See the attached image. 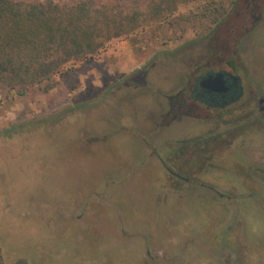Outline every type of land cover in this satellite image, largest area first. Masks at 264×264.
I'll list each match as a JSON object with an SVG mask.
<instances>
[{
    "label": "rangeland",
    "instance_id": "374dc122",
    "mask_svg": "<svg viewBox=\"0 0 264 264\" xmlns=\"http://www.w3.org/2000/svg\"><path fill=\"white\" fill-rule=\"evenodd\" d=\"M52 1L93 2L136 24L117 34L118 27L104 30L95 51L65 61L49 81L24 92L0 88L3 254L29 264H138L140 235L153 242L177 234L188 264H231V251L232 264H264V172L250 167L264 155L256 152L264 148V132L238 143L232 157L220 141L214 161L225 167L180 172L194 179L186 182L156 166L152 146L172 160L162 135L149 141L150 133H140L153 127L159 95L123 84L156 61L150 81L169 90L205 52L209 37L234 47V0H171L162 11L159 0ZM241 41L251 64L264 61V25ZM171 131L177 137L191 128L179 124L159 133ZM210 185L231 197L214 195Z\"/></svg>",
    "mask_w": 264,
    "mask_h": 264
},
{
    "label": "flooded vegetation",
    "instance_id": "af4514ba",
    "mask_svg": "<svg viewBox=\"0 0 264 264\" xmlns=\"http://www.w3.org/2000/svg\"><path fill=\"white\" fill-rule=\"evenodd\" d=\"M230 10L236 14L235 20L230 23L234 27L231 28L232 34L238 40L234 47L230 40L220 43L219 37H209L205 52L193 60L191 70L181 69L176 84L169 90L155 88L150 81L156 61L138 68L123 81L124 86L134 91L145 93L155 90L159 95L155 100L157 112L156 109L151 111L153 127L140 133H150L149 141L162 135L161 146H171L172 160L167 161L161 155L163 148L152 146L151 156L159 159L156 166L186 182L194 179L182 176L180 172H204L225 167L214 161L221 153L217 145L220 141H225L224 149L231 152L226 156L232 157L238 143L250 142L255 135L264 132V61L256 59V63L251 64L249 53L240 47L242 39L246 40L255 29L264 25V0H234ZM175 56L180 57L181 53ZM133 112L135 115L136 111ZM179 124L189 125L191 131L178 138L176 135L179 133L173 131L159 133ZM140 137L138 141L144 140V136ZM258 151L264 153V148ZM179 156L192 160L188 164H180L175 159ZM147 159L142 166L146 165ZM253 160L254 164L250 165L252 172H264V155H258ZM233 163L235 167L241 165L237 161ZM210 188L214 195L225 200L231 197L212 185ZM138 238H143L142 247L139 244L138 264H188L185 250H178L177 234H170L169 238L161 235L153 242L145 236ZM229 238L235 240L233 236ZM231 253L228 252L227 256L232 264ZM0 264H29V261L14 254L5 255L0 250Z\"/></svg>",
    "mask_w": 264,
    "mask_h": 264
},
{
    "label": "trees",
    "instance_id": "16d2710c",
    "mask_svg": "<svg viewBox=\"0 0 264 264\" xmlns=\"http://www.w3.org/2000/svg\"><path fill=\"white\" fill-rule=\"evenodd\" d=\"M170 3L159 0L158 11ZM134 24L122 12L112 14L88 1L0 0V88L24 92L49 81L65 61L95 51L100 44L94 39L104 30L118 27L117 34Z\"/></svg>",
    "mask_w": 264,
    "mask_h": 264
}]
</instances>
